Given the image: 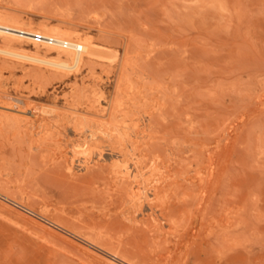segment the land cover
I'll list each match as a JSON object with an SVG mask.
<instances>
[{
  "label": "rangeland",
  "instance_id": "rangeland-1",
  "mask_svg": "<svg viewBox=\"0 0 264 264\" xmlns=\"http://www.w3.org/2000/svg\"><path fill=\"white\" fill-rule=\"evenodd\" d=\"M2 19L94 53H0V264H264V0H0Z\"/></svg>",
  "mask_w": 264,
  "mask_h": 264
},
{
  "label": "bare ground",
  "instance_id": "bare-ground-1",
  "mask_svg": "<svg viewBox=\"0 0 264 264\" xmlns=\"http://www.w3.org/2000/svg\"><path fill=\"white\" fill-rule=\"evenodd\" d=\"M36 28V27H35ZM0 34L9 40H35V35L43 36L41 40L48 49L55 52L54 58H44L37 55H30L23 51L13 49L9 43L0 46V53L15 57L27 58L61 68H76L81 64L84 55H92L93 44L87 38L74 40L69 33L60 32L55 29L44 30L23 27L13 22L0 20Z\"/></svg>",
  "mask_w": 264,
  "mask_h": 264
},
{
  "label": "built area",
  "instance_id": "built-area-1",
  "mask_svg": "<svg viewBox=\"0 0 264 264\" xmlns=\"http://www.w3.org/2000/svg\"><path fill=\"white\" fill-rule=\"evenodd\" d=\"M43 39V36H41V35H35V40L36 41H41Z\"/></svg>",
  "mask_w": 264,
  "mask_h": 264
}]
</instances>
